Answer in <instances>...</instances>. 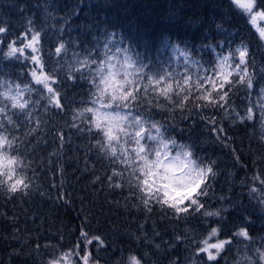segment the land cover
Segmentation results:
<instances>
[{
    "label": "snow or ice",
    "instance_id": "1",
    "mask_svg": "<svg viewBox=\"0 0 264 264\" xmlns=\"http://www.w3.org/2000/svg\"><path fill=\"white\" fill-rule=\"evenodd\" d=\"M228 10L232 17L243 19L264 45L260 23L264 0H228ZM45 16L55 20L51 13ZM67 23L59 25L60 34L45 53V30L36 26L34 18L25 17L22 29L7 18L0 20V190L14 196L27 195L32 188L33 178L27 175L31 162H25L19 147L20 143L31 146V139L25 141L19 133L25 129L24 136L32 137L41 131L46 122L35 111L70 112L69 128L86 135L89 152L106 161L103 185L126 192L138 212L151 214L159 206L177 221H197L199 232L186 229L172 240L190 249V257L169 264H220L226 253L234 256L231 264H264V155L253 161L255 171L242 184L258 212L233 205V211L239 212L238 222L233 221L223 203L215 208L206 204L217 160L177 137L167 118L175 120L179 113V122L186 124L194 120L193 114L225 113L234 122L258 126L264 142V68L257 71L249 59L251 41L243 35L237 40L228 32L222 39L210 36L192 47L186 41L151 38L108 24L95 29L89 25L87 39H66ZM73 87L76 91L69 97ZM240 89L248 93L243 112L233 101ZM201 120L207 121L216 139H227L221 137L224 128L217 126L214 116ZM57 138L62 146L63 129ZM234 158L239 162L238 156ZM101 180L93 172L92 183ZM87 224L85 218L71 247L63 246V237L57 243H37L34 251L41 258L33 264H96L89 249L93 243L99 249L104 240L90 235ZM142 227L140 236L130 234L135 246L121 249L118 264H147L148 253L139 244L141 237L147 241Z\"/></svg>",
    "mask_w": 264,
    "mask_h": 264
},
{
    "label": "trees",
    "instance_id": "2",
    "mask_svg": "<svg viewBox=\"0 0 264 264\" xmlns=\"http://www.w3.org/2000/svg\"><path fill=\"white\" fill-rule=\"evenodd\" d=\"M45 12L51 13L55 20L45 16ZM25 17L34 18L36 26L44 28L45 53L51 41L60 34L59 25L65 21L68 22L64 28L66 39H87L90 33L86 29L89 25L95 29L98 24L114 25L118 30L151 38L170 37L174 41H186L192 47L210 36L222 39L232 32L237 40L243 35L251 41L249 59L257 71L264 68V45L252 35L254 30L246 26L243 19L231 16L228 0H0V20L7 18L16 28L22 29ZM217 24L221 25L220 29ZM72 53L73 48L69 46V60ZM61 63L64 64V60ZM75 91L76 88H70L69 97ZM252 95L255 99V94ZM247 97L245 89L233 96L238 111L243 112ZM193 115L194 120L186 124L179 122V113L175 120L171 116L167 118L174 125L177 137L195 143L202 153L217 160L206 204L215 208L223 203L228 209L226 215L236 222L239 212L233 211V205L258 212L242 187L243 178H250L255 171L253 161L264 155L258 126L251 122L247 125L234 122L225 113L210 111ZM208 115L214 116L217 126L224 128L221 137L226 140L216 139L207 121L201 120V116ZM35 116L46 122L41 125V131L32 137L24 136L25 129L19 133L25 141L31 139V146L20 143L19 147L25 162H31L27 175L33 178L32 188L27 195L14 196L0 190V264H33L41 258L34 246L44 245L46 241L57 243L60 237H63L65 248L71 247L80 235L79 228L85 218L88 221L86 231L104 240L99 249L95 243L89 249L96 264H118L121 249L135 246L134 236L130 234L140 236L141 225L147 241L141 237L139 244L141 250L148 253L147 264H169L172 259L190 257V249L184 244H173L172 240L175 235H184L186 229L199 232L195 219L177 221L171 212H163L159 206H154L151 214L138 212L132 207L133 202L126 199V192L113 191L103 185L106 161L89 152L86 135L69 128L70 112L65 115L51 110L45 114L36 110ZM60 129H63L62 146L57 138ZM234 156L240 158L239 162ZM93 172L101 176V183H92ZM60 193L64 194L63 199L57 198ZM153 245L160 247L156 249ZM44 251L41 248V253ZM225 259L231 264L234 256L226 253L220 264H225Z\"/></svg>",
    "mask_w": 264,
    "mask_h": 264
},
{
    "label": "rangeland",
    "instance_id": "3",
    "mask_svg": "<svg viewBox=\"0 0 264 264\" xmlns=\"http://www.w3.org/2000/svg\"><path fill=\"white\" fill-rule=\"evenodd\" d=\"M262 24V26H264V22H260Z\"/></svg>",
    "mask_w": 264,
    "mask_h": 264
}]
</instances>
